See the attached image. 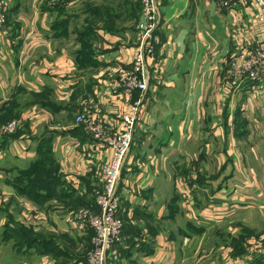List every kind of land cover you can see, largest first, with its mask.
<instances>
[{"label": "crops", "instance_id": "1", "mask_svg": "<svg viewBox=\"0 0 264 264\" xmlns=\"http://www.w3.org/2000/svg\"><path fill=\"white\" fill-rule=\"evenodd\" d=\"M6 1L0 123L20 126L0 140V264H54L49 253H62L65 236L72 261L62 264H86L88 236L63 210L92 204L98 165L111 152L97 149L77 121L85 101L113 132L131 102H140L117 191L125 223L136 219L143 228L124 227L117 264H189L177 248L191 256L199 250L201 263L226 248L231 260L253 249L235 264H264L256 249L264 241V82L229 79L228 70L242 47L264 38L258 6L158 0L161 42L146 90L128 100L118 77L133 69L136 28L99 29L88 52L69 57L62 40L80 34L69 26L86 8L71 0ZM191 141H199L195 150ZM15 229L49 235L18 246Z\"/></svg>", "mask_w": 264, "mask_h": 264}, {"label": "built area", "instance_id": "2", "mask_svg": "<svg viewBox=\"0 0 264 264\" xmlns=\"http://www.w3.org/2000/svg\"><path fill=\"white\" fill-rule=\"evenodd\" d=\"M255 3L259 12L258 21L264 27V0H224V4ZM6 0H0V31L3 28V12H5ZM3 11V12H2ZM159 4L158 0H140V19L138 22L139 44L132 55L133 69L130 73L118 77V84L122 85L125 95L129 100L133 91L143 92L148 83V66L150 60L155 59L156 47L160 44L159 28ZM229 73L234 79L249 82H264V38L252 45H246L231 59ZM81 114L77 121L83 123L90 134L94 146L99 149H110V157L106 162L98 165L95 174V185L90 192L92 204L84 206L83 212L71 215L69 221L80 231L93 232L90 237L91 248H95V255H91L89 264H108V261H116L119 258L117 245L124 241L123 215L121 212V198L118 193V180L125 162V158L131 148L133 134L138 123L140 102L130 104V112L121 117V126L113 132L111 128L100 120L93 119L88 111L89 101L83 104ZM20 126L18 119L8 121L0 125V140L9 134L16 132ZM85 208L91 210L97 208L100 214L95 218L88 217ZM264 254V250H262ZM113 264V263H112Z\"/></svg>", "mask_w": 264, "mask_h": 264}, {"label": "rangeland", "instance_id": "3", "mask_svg": "<svg viewBox=\"0 0 264 264\" xmlns=\"http://www.w3.org/2000/svg\"><path fill=\"white\" fill-rule=\"evenodd\" d=\"M68 1V0H67ZM72 4L76 7H84L86 8V11L80 13L78 15V17L73 18L72 19V23L70 24L69 28L70 31H80V34H77V36H74L73 38L69 39V40H65L63 39L62 42L66 45L64 48V53L67 54L69 57H71L70 54H75L76 51L78 50H85L86 48H92V46L95 43V39L94 36L96 34H99V29H103V28H109L111 29L113 32L116 31H120L123 29H137L138 31V22L140 19V0H71ZM5 12H3V27L6 25V20H7V1L5 4ZM108 29V30H109ZM3 30V28H2ZM69 31V32H70ZM2 31H0L1 33ZM71 34V33H70ZM62 39V38H61ZM80 40L84 43V44H79ZM79 41V42H78ZM74 45V47H73ZM89 49V50H90ZM87 50V52L89 51ZM86 51V50H85ZM68 52V53H66ZM228 70H230V68L228 67ZM232 77L229 76V79H231ZM240 81V80H239ZM13 120V119H10ZM8 120V121H10ZM8 121H5L3 123H0V125H4L6 124ZM239 141L240 143L242 142L243 145H247L248 141H243L242 137H239ZM191 142H195L194 146H193V150L196 149V143L199 141H191ZM245 143V144H244ZM176 161H174L175 163ZM179 162V161H178ZM171 171H173L172 173H177V175L179 174V171L177 168H171ZM51 206H55V208L60 206V203L58 202H54L51 204ZM77 206V205H76ZM54 208V207H53ZM84 206H79L77 208H73V207H68L67 205L64 206V212H67V218L69 219V217L71 215H75L77 213H81L83 212ZM53 210V209H52ZM85 212H87V216L88 217H92L95 218L96 216H98L100 214V210L98 211L97 208L94 209H90V208H85ZM124 216L126 215L125 209L122 206V210L121 212ZM42 215V214H40ZM97 218V217H96ZM71 222H72V218H71ZM70 222V223H71ZM32 225V224H31ZM71 225L74 227V225L71 223ZM122 226H123V230L124 227L126 229H133L136 231H140L142 230V224L139 223V221H137L136 219H129L128 223H125V220H123L122 222ZM33 227V226H32ZM75 230L77 228H74ZM43 230L38 231L37 233H32L30 235H27L25 233V231L21 230V229H15L14 233L16 235H18L21 239L22 242H16V245H20L23 244L24 239L28 242L29 239L32 237L31 235L34 236H45V235H49V234H41ZM78 232H80V235L82 237L88 236V241L90 243V237H92L93 232L91 231V229H89L88 231H80L77 229ZM174 231L176 233V235L174 236L176 244H179L182 246L183 244V239L182 237L179 235V233L177 234V231L174 228ZM153 232V231H152ZM28 233V232H27ZM39 233V234H38ZM82 233V234H81ZM40 237V236H39ZM60 243L62 244V246L64 247L63 250H61L62 253H59V256L56 255L55 253H49L50 256L49 258L52 259V261H50L51 263L54 264H62L64 262L68 263L70 261H72L71 255H72V251H71V244L67 237H61L59 238ZM172 243V242H171ZM174 243V242H173ZM88 248L86 249V253H84L85 255V261L86 264H89V259L91 255H95V248H91V245L88 244ZM53 249V248H52ZM70 249V250H69ZM117 249L118 245H117ZM258 249V251H262L264 250V241L262 243H260L258 245V247L256 248ZM228 248H226L225 252L221 251V252H215L214 253V257L211 258V256L206 260H208L207 262H199L200 258H199V250L196 253H193V255L191 256L188 253L185 252H178L179 249L177 248L176 253L177 255L182 259L181 261H184V263H189V264H235L238 261H244L248 256L250 257L253 254V249H249L247 251H238V255H240V258H237L235 260H231L229 258H226L227 255H230V253H227ZM84 251V250H83ZM80 252V253H83ZM119 253V250H118ZM262 252H260L259 254H261ZM71 254V255H70ZM203 254V253H201ZM257 262H259V260H256ZM118 260L116 261H108V264H117ZM65 263V264H66Z\"/></svg>", "mask_w": 264, "mask_h": 264}, {"label": "trees", "instance_id": "4", "mask_svg": "<svg viewBox=\"0 0 264 264\" xmlns=\"http://www.w3.org/2000/svg\"><path fill=\"white\" fill-rule=\"evenodd\" d=\"M80 43H81V44H84L81 40H80ZM85 50H86V52H87L88 48H86ZM85 50H84V51H85ZM82 51H83V50H82ZM4 139H5V138H4Z\"/></svg>", "mask_w": 264, "mask_h": 264}]
</instances>
